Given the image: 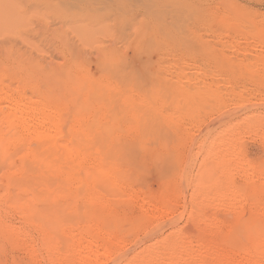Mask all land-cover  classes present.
Listing matches in <instances>:
<instances>
[{
  "label": "rangeland",
  "instance_id": "obj_1",
  "mask_svg": "<svg viewBox=\"0 0 264 264\" xmlns=\"http://www.w3.org/2000/svg\"><path fill=\"white\" fill-rule=\"evenodd\" d=\"M182 1L193 12L177 40L156 30L155 18L176 26L172 8ZM251 19L264 26V0H0V90L39 109L47 104L48 114L57 109L67 120L57 136L18 138L12 131L6 156L0 151V221L14 230L0 238V264H103L87 255L97 246L112 253L125 246L123 257L104 264H127L166 239L178 242L170 250L182 255L180 262L174 250H165L176 264L198 258L200 264L264 262L263 252L250 257L251 245L235 230L240 216L264 224V43L254 36ZM109 53L134 57L136 67L121 77L114 69L122 65ZM253 61V71L261 65L259 83L249 70ZM197 85L222 94L224 108L216 100L190 104L183 91ZM0 107L6 117L8 105ZM111 117L118 141H126H99L101 124L110 127ZM228 125L234 129L229 133ZM69 143L87 158L72 155ZM126 143L127 151H105ZM218 192L235 203L224 206ZM24 198L63 219L59 229L47 224L46 236L64 255L50 257L40 230L16 210ZM156 206L167 215L156 214ZM186 250L192 256L183 257ZM220 252L232 257L224 261Z\"/></svg>",
  "mask_w": 264,
  "mask_h": 264
},
{
  "label": "bare ground",
  "instance_id": "obj_2",
  "mask_svg": "<svg viewBox=\"0 0 264 264\" xmlns=\"http://www.w3.org/2000/svg\"><path fill=\"white\" fill-rule=\"evenodd\" d=\"M180 1V0H179ZM170 2V1H169ZM183 2V1H182ZM182 2H180V3H182ZM187 2V1H186ZM184 3L185 2H183V4H175L174 5V8H172L173 9V11L174 12H172V13H175L174 15H173V17L172 18H174V21H175V23H177L176 24V26H172V24H171V26L168 24V23H166L165 21H164V17H162V16H160V17H156L155 18V23H156V25H155V29L156 30H162V31H164V32H170V33H174V38H176L177 40H179L178 39V36H180V35H182V33H183V27H184V25H185V21H186V19H188V17L189 16H191V13L193 12L192 10V12L190 13V15H189V13H188V11H190V9L188 10L187 8H185L186 7V5H184ZM189 3V2H188ZM189 6V5H188ZM154 13H155V11L154 10H152L151 11V14L152 15H154ZM238 16V15H237ZM190 18V17H189ZM234 18V17H233ZM238 19H239V21L241 20V19H243L242 17H238ZM162 21H164V22H162ZM250 21V20H249ZM254 23L255 21H252V19H251V22H249V23ZM252 23V25H251V28L253 27V32H254V36L259 40L258 42L261 44V45H263L262 43H264V26L263 25H258V23H260V22H258V23H256L257 25H255V24H253ZM262 23V22H261ZM168 24V25H167ZM250 25V24H249ZM174 27H175V29H174ZM241 27V26H240ZM238 33V32H237ZM239 34V33H238ZM169 35V34H168ZM241 35V34H240ZM251 35V34H250ZM177 36V37H176ZM237 37V36H236ZM251 37H253V33H252V36ZM255 37H253V38H255ZM235 38V37H234ZM239 41V40H238ZM238 41L236 40V42L238 43ZM257 41V40H256ZM240 42V41H239ZM246 42V41H245ZM241 43V42H240ZM247 43V42H246ZM243 45H244V43H243ZM264 47V46H263ZM245 48V47H244ZM239 49V48H238ZM252 49V48H251ZM207 51H211V53H213V50H207ZM209 53V52H208ZM210 53V56L212 55ZM209 55V54H208ZM213 56V55H212ZM107 57H109V59L110 60H113V62H115V63H117V64H121L122 65V67H117L116 69H114V70H117V74H119L121 77H123V78H126V72H127V70H129V69H131L132 71L134 70V68L136 67L135 65V63H137V62H135V61H138L137 59H135L134 57H128V56H126V57H124L123 59H121L122 57H120L118 54H116V53H109L108 54V56ZM214 57V56H213ZM262 59H263V57L262 56H260ZM255 59L256 58H259V57H254ZM261 58H260V60H261ZM238 59V58H237ZM240 59V58H239ZM257 60H259V59H257ZM264 60V59H263ZM134 61V63H132V62ZM180 61V60H179ZM183 61V60H182ZM224 61H225V59H224ZM251 61V60H250ZM250 61H246L247 63H250ZM235 62V61H234ZM236 62H238V61H236ZM175 63H177V62H175ZM183 63V65H185L186 63H185V61L184 62H182ZM231 63V62H230ZM229 63V64H230ZM253 63V64H252ZM251 64V66H250V64H249V66H250V69L249 70H251L252 72H251V74L253 75V72L255 71V74H254V79H257L258 80V83H259V79H258V77L257 76H259V75H256V70L257 69H259L260 67H261V65L260 66H257L258 68L256 69V70H252L255 66H256V64L258 63H256L255 64V66H254V61L252 62ZM231 64H234V63H231ZM230 64V65H231ZM260 64H262L261 62H260ZM228 65V64H227ZM243 65H245L244 63H243V61H241V63H240V65H239V69L240 70H242V69H244L245 67L243 66ZM258 65V64H257ZM263 65H264V63H263ZM134 67V68H133ZM229 67V66H228ZM235 68H236V66H234ZM253 67V68H252ZM133 68V69H132ZM146 68V67H145ZM248 68V67H247ZM264 68V67H263ZM263 68H261L262 69V71H264V69ZM231 69V68H230ZM234 69V68H233ZM232 69V70H233ZM130 70V71H131ZM137 69H135V71H136ZM248 70V69H247ZM131 71V73L132 74H134L133 72ZM134 71V72H135ZM243 71V70H242ZM241 71V72H242ZM137 72V71H136ZM135 72V73H136ZM238 72V71H237ZM258 72H261V70L260 71H258ZM207 73V72H206ZM263 73V72H262ZM128 75H129V72L127 73ZM251 74H249V76L251 75ZM257 74H259V73H257ZM261 74V73H260ZM135 75V74H134ZM215 75V74H214ZM131 76V75H130ZM210 76V75H209ZM212 76V75H211ZM257 78H256V77ZM132 77L133 78H135L133 75H132ZM213 77V76H212ZM215 77V76H214ZM261 78H263L264 79V76L262 75V77H260V79ZM260 81H262V80H260ZM261 83V82H260ZM262 83H263V81H262ZM94 85H95V83L93 84V85H91V86H93V88H94ZM101 86L100 85V83H98L97 85H96V89H97V91L100 89L99 87H97V86ZM263 85V84H262ZM262 85H260L261 86V88H262ZM264 86V85H263ZM104 87H106V86H104L103 85V89L101 88V90H103L104 91ZM110 89H111V87H109ZM1 89V88H0ZM214 89V88H213ZM216 89H217V87H216ZM225 89V88H224ZM223 89V90H224ZM92 90V89H91ZM95 90V89H94ZM105 90H107V91H109L108 90V86H107V89L105 88ZM183 90H185V89H183ZM182 90V91H183ZM188 89L186 88V91H187ZM212 89H211V86L209 87H201V86H199V85H197V86H195L194 88H190V90L189 91H183V92H185L186 93V95H187V97H188V101H189V103L191 104L192 102L195 104V105H200L201 103L203 104L204 103V105H205V102L206 101H208V100H216V103L218 102V104H222V106H223V103H222V101H221V98L222 97H224V96H222V94H220L219 93V90H216V91H218V93L221 95V96H217V94L216 93H214V92H212L211 91ZM97 91L95 92V93H97ZM107 91H106V93H107ZM215 91V90H214ZM92 91H90V93H91ZM221 92V91H220ZM225 92V91H224ZM241 92V91H240ZM94 93V94H95ZM98 93H100V91H98ZM109 93V92H108ZM222 93V92H221ZM257 93V92H256ZM218 94V95H219ZM263 95V94H262ZM256 96V95H255ZM131 98H132V96H130ZM130 97H128V99L129 100H132ZM221 97V98H220ZM239 98H237L236 99V97H235V101L237 100L238 101V107H239V102H241V101H243V98L241 97V96H238ZM197 99H199V102H197ZM204 100V101H203ZM260 100V99H259ZM213 101V102H214ZM151 102V101H150ZM263 102V101H262ZM35 102H31V101H29L27 98H25V97H23V96H21L20 98H14V97H12V95L11 94H9V92L8 91H5V90H0V106H2L3 104H6V105H8V107H9V112H8V114H7V116L3 113V115H5L6 117H2V115H1V107H0V123L2 122V132H0V151H2V147H3V151H4V157L6 156V154H7V152L4 150V147H5V142L10 138V133L13 131V133L18 137V138H21V136L23 135V134H25V133H28V134H34V135H39L40 133H48V134H50V135H53V136H57V135H60V134H62L63 132H61L62 130H61V126H63L62 124H63V122L66 120V118H65V120H64V116H62L61 114H60V112H57V109H56V112H55V110H54V114L55 115H53V114H48V111H49V109L51 108V106H46L47 104H42L43 106H44V108L43 109H39V107H37V106H35V104H34ZM256 103V102H255ZM254 103V104H255ZM89 104V103H88ZM201 104V105H202ZM235 104V103H234ZM261 104V103H260ZM153 105V104H152ZM90 105H86V108H85V106H84V108L85 109H87L88 107H89ZM219 106V105H218ZM221 106V107H222ZM236 106V105H235ZM4 107V106H3ZM7 107V108H8ZM58 107V106H57ZM151 107H153V106H151ZM52 108H54L53 106H52ZM90 108V107H89ZM223 108H224V106H223ZM223 108H222V110H223ZM47 109V110H46ZM55 109V108H54ZM61 109V108H60ZM47 111V113L45 114L44 113V111ZM232 111V110H231ZM230 113V112H229ZM234 113L235 112H233L232 114L234 115ZM227 114H228V112H227ZM231 114V115H232ZM236 114V113H235ZM64 115V114H63ZM231 115H230V117H231ZM233 115H232V117H233ZM80 115H77V117H79ZM75 117H76V115H75ZM74 117V118H75ZM81 117V116H80ZM96 117H98V116H96ZM154 117H156V115H153V119H154ZM229 117V116H228ZM2 118H5V119H2ZM110 118V117H109ZM112 118V117H111ZM137 118V117H136ZM218 118V117H217ZM81 119V118H80ZM85 119V118H84ZM92 119V118H91ZM82 120V119H81ZM81 120H80V122H81ZM89 120V119H88ZM93 120V119H92ZM106 120V119H105ZM115 120H116V118H115ZM218 120V119H217ZM229 120V119H228ZM67 121V120H66ZM65 121V122H66ZM74 121V120H73ZM94 121H95V119H94ZM96 121H97V118H96ZM96 121L93 123V125L94 124H96ZM107 121V120H106ZM111 125H110V127L109 126H107L106 127V124H104V125H102L101 123L103 122V121H101V123H99V124H101V126H103V129L101 130V129H98V130H101V131H99L97 134H98V138H99V141L100 142H104V141H110V140H113V142L115 141L114 139H116L117 141H118V137H117V135L115 136V129L113 130V127H115V122L116 121H114V118H112L111 119ZM114 121V122H113ZM75 122H76V120H75ZM74 122V123H75ZM80 122H79V119H78V123L80 124ZM98 122H99V120H98ZM98 122H97V124L96 125H98ZM215 122V121H214ZM217 122V121H216ZM228 122V121H227ZM83 123V122H82ZM89 123V122H88ZM91 123H92V121H91ZM113 123V124H112ZM84 124V123H83ZM85 124H86V120H85ZM109 124V123H108ZM107 124V125H108ZM158 124V123H157ZM4 125H6L4 128H3V126ZM77 125V124H76ZM75 124H74V127L76 126ZM90 125V124H89ZM89 125H88V127H89ZM95 125V126H96ZM216 125V124H215ZM84 126V125H83ZM98 126H100V125H98ZM97 126V128H99ZM226 126V125H225ZM229 126H231V125H228V132L227 133H229L230 132V130L231 131H233L234 129H231V127H229ZM80 127V126H79ZM78 127V128H79ZM86 127V126H85ZM213 127V126H212ZM72 128V126L70 127V129ZM82 128V127H81ZM95 128V127H94ZM102 128V127H101ZM86 129V128H85ZM214 129V128H213ZM225 129H226V127H225ZM224 129V130H225ZM72 130V129H71ZM74 130H75V128H74ZM227 130V129H226ZM86 132V131H85ZM91 132V131H90ZM210 131H208V133H209ZM75 133H76V131H75ZM95 133V132H94ZM226 133V132H225ZM233 133V132H232ZM78 134V133H77ZM90 134V133H89ZM92 134H93V132H92ZM96 134V135H97ZM117 134V133H116ZM210 134H211V132H210ZM210 134H208V135H210ZM71 136V138L73 137V140H75V142L77 143V141L76 140H78V139H74L75 137H74V135H70ZM75 136H76V134H75ZM79 136V135H78ZM92 136V135H91ZM228 136V135H227ZM235 136V135H234ZM77 137V136H76ZM85 137V136H84ZM90 137V136H89ZM208 137V136H207ZM70 138V139H71ZM83 138V137H82ZM96 139H97V136L95 137ZM209 138V137H208ZM94 139V138H93ZM72 139H71V141H73ZM91 140V139H90ZM102 140H104V141H102ZM124 141H126L125 139H123ZM123 140L121 141V142H119V143H122L123 142ZM78 141H80V140H78ZM83 141V140H82ZM88 141V140H87ZM96 141H98V139L96 140ZM93 142V141H92ZM216 142H217V140H216ZM216 142H214V143H212L211 142V144H212V146L214 147V145H217V144H219V142H217V144H216ZM71 143V142H70ZM69 143V144H70ZM82 143V142H81ZM109 143V142H108ZM119 143H117L116 142V144H118V145H120ZM125 143V142H124ZM228 143V142H227ZM69 144H68V147H69ZM83 144V143H82ZM110 144V143H109ZM226 144V143H225ZM231 144V143H230ZM75 146L74 147H72L71 146V144H70V151H71V154L72 155H78L80 158H82V160H84L85 158H87V152L84 150V149H81L80 148V146L78 145V144H74ZM117 145V146H118ZM126 145V146H125ZM222 145H223V143H222ZM121 146V145H120ZM120 146H118L117 148H119V150H117V149H113V148H107L105 151H107L106 153H110V152H112V153H114V154H116V153H118V152H124L125 150L127 151L128 149H130V145L127 147V143L126 144H124V146L125 147H120ZM230 146H232V144L230 145ZM213 152L211 151L210 152V154H212ZM209 154V155H210ZM36 155V154H35ZM228 156V155H227ZM227 157L225 156V157H223L222 156V159L224 160V159H226ZM244 164V163H243ZM98 165H103V163L102 162H99L98 163ZM247 166H244L243 167V169L245 170V171H250V169H247L246 168ZM246 168V169H245ZM101 169H102V171L104 172V174L107 176V177H109V176H111V174H112V171H109L107 168H105L104 166H102L101 167ZM224 172H225V174L226 175H229L230 174V172L227 170V169H225L224 170ZM220 194V192H218L217 194H214V196H215V198H219V195ZM23 196V195H22ZM21 196V197H22ZM12 197V196H11ZM23 198V197H22ZM26 198V197H25ZM23 199V200H18L17 199V201L15 202V208H16V210L18 209V210H20V212H22L23 213V218L25 219V220H28V222L30 221V223L32 224V226L34 225L36 228H38V230H40V233L42 234V236H43V239L45 240L44 241V245H45V247L48 249V251L50 252V254H49V256L50 257H53V255L55 256V255H62L64 252H63V250L62 249H58L56 246H55V244H54V240L50 237V236H46V234H48L49 232L46 230V226H47V224H49L52 228H55V229H59V227H61V225H62V220L63 219H61V217L58 215V216H51V215H49L45 210H39L40 208L38 207V208H36V205L34 204V203H32L30 200V202L27 200V199ZM219 199H221V201L223 202V204H224V206H228V205H232L233 203H235V201L236 200H234V201H231V199H229V198H219ZM226 203H228V204H226ZM11 205V204H10ZM14 208V209H15ZM263 210V211H262ZM261 211L262 212H264V209H262ZM19 212V211H18ZM154 212L156 213V214H158V215H165L166 213H167V210H162L160 207H158V206H156V207H154ZM169 213H170V211H169ZM167 215V214H166ZM35 228V229H36ZM235 229V228H234ZM235 230H238V232H239V234H241L244 238H245V240L244 239H242L243 241H245V243H247V244H250L249 246H250V251H249V253L252 255V256H250L249 254L247 255V256H250V257H255V254H260L261 255V253L263 252L264 253V224H262L258 219H257V217L256 218H249V217H243V216H240L239 217V220H238V222L236 223V229ZM235 230H234V232H235ZM13 229L11 228V226L10 225H7V224H4L3 222H1L0 221V238L2 237V239L3 238H6V237H10V236H12L13 234ZM71 231V230H70ZM16 232V231H15ZM74 231L72 230V232H70V233H73ZM237 232V231H236ZM237 232V233H238ZM237 233L235 234V237H236V235H237ZM152 234V231L151 230H149L148 232H145V235L144 236H146V238H148L150 235ZM17 236V235H16ZM238 236V235H237ZM237 239H239V238H236V240ZM178 244V242H176V241H171V240H163V241H159V242H156V243H154V244H152V245H149V247H147L146 248V250H144V251H142L143 253H142V255H138V256H135V257H130V259H129V263H127V264H163L164 263V261H162L165 257H167L169 254H168V251H165V250H170V249H172L174 246H175V248H176V245ZM246 244V245H247ZM198 245V244H197ZM201 246V245H200ZM240 247V246H239ZM125 246H122V248L120 249V250H118L117 252H111L110 250H108L106 247H99V246H97V248L95 249V250H93L92 248H90V250H87V255H88V257L89 258H91V259H93V260H97L98 262H100V263H112L113 262V260L114 259H116V258H118V257H123L125 254L122 252V250H124L125 251ZM174 248V249H175ZM248 248V247H247ZM173 249V250H174ZM227 249V248H226ZM236 249H238V248H236ZM173 250H170L171 252L173 251ZM211 250V249H210ZM223 250V249H222ZM221 250V251H222ZM230 250V249H229ZM163 252V251H165L166 253V255L167 256H165L164 254H162V253H160V252ZM189 251V250H188ZM240 251V250H239ZM245 251H246V249H245ZM158 252H159V254H161V256L160 255H157L158 254ZM174 252V254H175V252H176V250H174L173 251ZM172 252V253H173ZM186 252H187V250H186ZM184 252L185 253V255H183V257H186L188 254L190 255V251L189 252ZM223 252V251H222ZM222 252H220L221 254L220 255H222ZM225 252V251H224ZM228 252V251H227ZM247 252V251H246ZM246 252H244V253H246ZM171 253V255H174V254H172ZM183 253V254H184ZM211 253H212V251H211ZM230 253V252H229ZM177 254V255H176ZM175 255H176V257H175V255H174V257L175 258H177V260L179 261V259L178 258H180L181 256H180V253H179V256L180 257H178V253H176ZM224 254H226V253H224ZM223 254V255H224ZM231 254V253H230ZM229 254V255H230ZM238 254V253H237ZM64 255V254H63ZM155 255H157V256H160L161 257V259L158 261V257L156 258V256ZM168 256L169 257V259H166V261H168L169 260V262L171 261V259L173 258V256ZM194 255V254H193ZM222 255V256H223ZM227 255H228V253H227ZM227 255L226 256H223V258L221 257V259H224V261H225V258H229V255H228V257H227ZM233 255H235V254H233ZM246 255V254H245ZM164 258H163V257ZM190 256H192V253H191V255ZM195 256V255H194ZM231 256V255H230ZM236 256V255H235ZM167 257V258H168ZM171 257V258H170ZM232 257V256H231ZM163 258V259H162ZM189 258V257H188ZM188 258H186V259H188ZM192 258V257H191ZM196 258V257H195ZM237 258V257H236ZM242 258H246V257H242ZM72 259V258H71ZM70 259V260H71ZM182 259V258H181ZM235 259V258H234ZM165 260V259H164ZM230 260H232V258L230 259ZM241 260H243V259H241ZM241 260H239V262L241 261ZM247 260V259H246ZM249 260V259H248ZM161 261V262H160ZM173 261H175V264H176V259L175 260H173ZM173 261H171L172 263H174ZM189 261V260H188ZM203 262V261H201V259L199 260V258H198V260H194V262H197L196 264H200V263H198V262ZM229 261V260H228ZM236 261V260H235ZM253 261V260H252ZM258 261V260H257ZM255 262V260H254V263L252 262V264H262V263H264V262H260L261 260H259V262L260 263H258V262ZM169 262H167V264H169ZM180 262V261H179ZM214 262H215V260H214ZM218 263H214V264H221L222 263V260H218L217 261ZM219 262H221V263H219ZM226 262H227V260H226ZM232 262V261H231ZM237 262V261H236ZM166 263V262H165ZM224 263V262H223ZM229 263H230V261H229ZM71 264V263H70ZM195 264V263H194ZM204 264V263H203ZM211 264H213V263H211ZM230 264H232V263H230ZM237 264V263H236ZM242 264V263H241ZM249 264V263H248Z\"/></svg>",
  "mask_w": 264,
  "mask_h": 264
}]
</instances>
